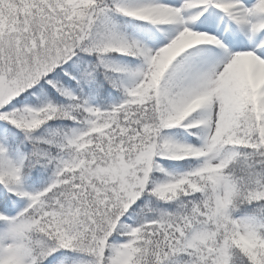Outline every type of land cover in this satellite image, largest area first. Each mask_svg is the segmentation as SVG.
<instances>
[{"label":"snow or ice","instance_id":"6c2138e0","mask_svg":"<svg viewBox=\"0 0 264 264\" xmlns=\"http://www.w3.org/2000/svg\"><path fill=\"white\" fill-rule=\"evenodd\" d=\"M0 264H264V0H0Z\"/></svg>","mask_w":264,"mask_h":264}]
</instances>
